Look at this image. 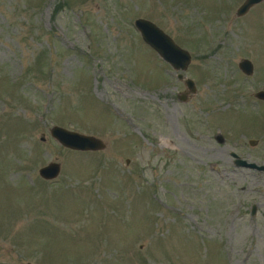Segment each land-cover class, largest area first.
<instances>
[{"label":"rangeland","instance_id":"rangeland-1","mask_svg":"<svg viewBox=\"0 0 264 264\" xmlns=\"http://www.w3.org/2000/svg\"><path fill=\"white\" fill-rule=\"evenodd\" d=\"M242 1L0 0V264H264V169L231 154L264 164V0ZM136 17L190 51L188 102Z\"/></svg>","mask_w":264,"mask_h":264},{"label":"water","instance_id":"water-1","mask_svg":"<svg viewBox=\"0 0 264 264\" xmlns=\"http://www.w3.org/2000/svg\"><path fill=\"white\" fill-rule=\"evenodd\" d=\"M261 0H243L236 9L237 15H242L254 4ZM134 26L139 31L142 39L156 50L159 56L164 60L172 64L175 69L185 70L191 61L190 51L179 45L173 37H171L165 30L157 25L152 20L145 17H136L134 19ZM239 68L245 73L250 74L253 71V63L247 57H242L238 61ZM185 83L191 92H195V82L191 77H185ZM254 95L258 98L264 99V89H259L254 92ZM184 98V99H183ZM181 99L185 100L186 97L182 96ZM50 133L55 137L62 145L78 150H96L103 149L105 142L102 138L93 134H88L80 131H76L70 128H66L57 124L52 125ZM219 141L223 140L221 135L218 136ZM250 143H255V139H250ZM234 157V163L236 165L249 166L253 168L264 169V164H258L255 161H249L242 158L235 152H231ZM128 161V160H127ZM60 169V165L57 161H50L47 164L39 167L38 172L44 178L55 177ZM252 207V213L254 212ZM25 264H48L28 261Z\"/></svg>","mask_w":264,"mask_h":264},{"label":"flooded vegetation","instance_id":"flooded-vegetation-1","mask_svg":"<svg viewBox=\"0 0 264 264\" xmlns=\"http://www.w3.org/2000/svg\"><path fill=\"white\" fill-rule=\"evenodd\" d=\"M162 63L166 64V66L164 68V72L166 73V75H168V81H167L166 85H162L161 87H159V85L156 86L155 88L158 90L157 92H160V94L165 95V93H167V91H170L173 87H175L177 82H178V85L182 84L184 89H177V91H176L177 99L179 101H181L182 103L188 102L192 97L190 95L197 92V84H196L194 78L188 72V66L185 70H178V69H175L172 66V64H170L167 61H163ZM168 67H171L172 69H169ZM185 77L193 78V80L195 82V89H196L195 92H191L188 89V87L185 83ZM156 95H157L156 97L158 98V94H156ZM182 96L186 97V99L185 100H183L184 98L181 99ZM163 97H164V99H166L165 96H163ZM216 137H217L216 139H218V136H216ZM215 166H216L215 162L210 163V167L214 168Z\"/></svg>","mask_w":264,"mask_h":264}]
</instances>
